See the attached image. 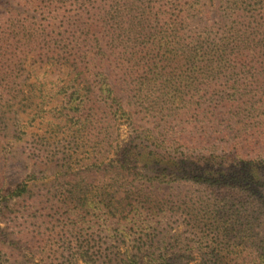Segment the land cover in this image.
<instances>
[{
  "label": "trees",
  "instance_id": "16d2710c",
  "mask_svg": "<svg viewBox=\"0 0 264 264\" xmlns=\"http://www.w3.org/2000/svg\"><path fill=\"white\" fill-rule=\"evenodd\" d=\"M9 2H0V216H11L13 236L22 242L23 218H30L21 204L27 186L12 190L4 176L22 150V133L12 121L41 115L56 101L52 112L86 117L91 151L100 153L89 167L106 178L100 193L80 191L59 201L61 209L79 215L101 207L108 221L136 231L134 246L123 243L128 260L150 261L151 218L161 202L140 182L143 175L130 174L132 162H139L131 161L130 151L142 155L151 139L162 147L166 141L135 117H264V0ZM42 69L60 77L48 80ZM122 128L129 129L127 145ZM188 138L182 134V145H189ZM211 139L198 143L209 153L207 171L210 162L223 161L208 171L213 184L261 195V201L215 207L213 264H264V162L243 157L264 146V139Z\"/></svg>",
  "mask_w": 264,
  "mask_h": 264
},
{
  "label": "rangeland",
  "instance_id": "374dc122",
  "mask_svg": "<svg viewBox=\"0 0 264 264\" xmlns=\"http://www.w3.org/2000/svg\"><path fill=\"white\" fill-rule=\"evenodd\" d=\"M40 72L48 80L60 77L52 69ZM55 105L56 101L45 105V112L38 116L30 112L13 117V124L22 133V150L10 160L4 176L12 190L22 182L26 184L21 204L30 218H23L24 235L18 242L10 225L11 216H0V264H133L124 254L123 243L134 246L136 231L122 229L113 219L108 221L99 206H89L74 215L58 203L80 191L93 189L100 193L106 178L101 170L92 171L89 167L91 158L100 153L98 149L91 151L84 126L86 117L74 113L58 115L51 111ZM135 119L138 125L153 130L151 135L156 139L166 141L162 147L158 140L151 139L150 149H144L142 155L137 149L130 151L131 161L139 158L138 163L132 162L130 174L143 175L140 182L161 202V208L155 209L151 218L155 240L151 259L142 264L215 263L212 249L218 244V229L210 227L215 207L261 201V195L233 192L213 184L215 180L209 172L222 168L223 161L210 162L212 168L208 172L204 164L209 153L202 150L198 139L212 137L211 141L220 142L226 135L264 139V117ZM128 130L119 131L124 145L129 143ZM182 134L189 137V145H182ZM136 140L138 143L141 139ZM255 149L245 151L243 157L264 162V146ZM6 154L5 158L9 157ZM52 158L54 162H48ZM142 231H147V227L143 226ZM206 248H210L209 254H204ZM92 254L95 257L90 259Z\"/></svg>",
  "mask_w": 264,
  "mask_h": 264
}]
</instances>
